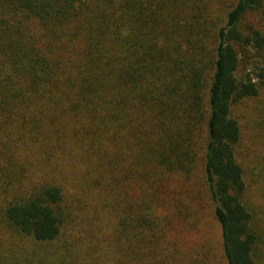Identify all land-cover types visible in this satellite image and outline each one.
Instances as JSON below:
<instances>
[{
  "label": "trees",
  "instance_id": "trees-1",
  "mask_svg": "<svg viewBox=\"0 0 264 264\" xmlns=\"http://www.w3.org/2000/svg\"><path fill=\"white\" fill-rule=\"evenodd\" d=\"M262 94L264 0H0V264H185L162 188L198 161L226 263L264 264L239 150ZM91 190L104 253L67 239Z\"/></svg>",
  "mask_w": 264,
  "mask_h": 264
},
{
  "label": "rangeland",
  "instance_id": "rangeland-1",
  "mask_svg": "<svg viewBox=\"0 0 264 264\" xmlns=\"http://www.w3.org/2000/svg\"><path fill=\"white\" fill-rule=\"evenodd\" d=\"M243 106V138L239 150L244 156L246 175H249L247 199L264 230V94ZM162 197L165 201L162 214L170 216L171 220L169 241L179 251L180 260L185 264H227L222 256L220 227L208 199L201 161L188 178L181 175L168 177L164 181ZM68 204L73 213V221L66 229L70 231L67 235H71L67 237L68 241H74L79 251L94 247L101 253L107 252L103 237L112 234L113 227L107 220L109 215L105 205L92 190L80 201L71 197ZM14 244L27 254L41 253L31 241L14 240ZM105 258L108 257L104 253V264Z\"/></svg>",
  "mask_w": 264,
  "mask_h": 264
}]
</instances>
